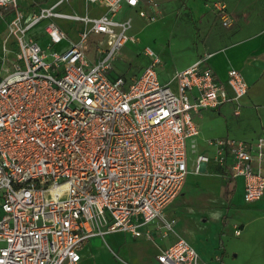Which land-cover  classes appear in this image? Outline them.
Returning <instances> with one entry per match:
<instances>
[{"label": "built area", "instance_id": "obj_1", "mask_svg": "<svg viewBox=\"0 0 264 264\" xmlns=\"http://www.w3.org/2000/svg\"><path fill=\"white\" fill-rule=\"evenodd\" d=\"M62 1H32L24 9L0 0L7 22L0 56V264H77L92 236L151 238L154 229L166 235L176 222L166 207L181 191L188 160L196 173L212 163L230 179L241 177L245 203L264 195V133L254 140L201 137L194 120L225 102L240 113L248 84L238 69L219 79L204 52L161 82L162 60L144 46L148 62L137 76L111 78L121 48L138 42L131 15L120 17V8L150 24L162 16L159 2L84 0L105 8L93 15L60 11ZM211 5L222 25L231 24L221 0ZM56 17L81 23L75 39ZM43 21L44 46L30 33ZM63 42L66 48L57 49ZM156 257L160 264H200L196 248L180 236Z\"/></svg>", "mask_w": 264, "mask_h": 264}, {"label": "crops", "instance_id": "obj_2", "mask_svg": "<svg viewBox=\"0 0 264 264\" xmlns=\"http://www.w3.org/2000/svg\"><path fill=\"white\" fill-rule=\"evenodd\" d=\"M18 1V0H17ZM34 1V0H31ZM54 0H46L44 3L49 5ZM160 4V9L162 15L164 16H171L174 20L175 24L177 22H183L187 24L188 30H181L182 36L178 37L179 29H175V33L173 31L172 37L181 39L183 44L185 43V47L188 49L187 57L183 60L180 65H177L176 68L173 70L170 69V73L165 77L161 76V70L165 69V57H162L160 53H157L156 50L152 49L160 56L162 60L161 66L158 68V78L161 82L168 81L174 71L176 69H183L189 64H191L196 58H198L202 53L207 52L210 53V57L207 60V63L212 68L216 76L223 80L227 76V71L229 68H236L238 69L244 76L247 84L248 90L245 96L241 99V106L240 113L234 114L233 107L234 104L232 102H225L219 105L216 109H203L199 112V114L194 116V120L197 122L199 129H200V136L201 137H223V136H230L237 139L243 140H254L259 134L264 133V115L260 113L263 118L259 121L257 130L253 129L251 131H241L239 133L232 134V130H236L237 127L241 126L238 124L239 122L245 121L247 115L250 114V111H253L252 105L259 107V96L256 97L254 94L250 93V82L248 81L243 68H252L260 70L259 76L255 79L254 82H261L264 81V0H224L226 1L227 9L232 14L233 19L231 22V26L222 31L221 29H217V23L222 24L220 19L216 16L213 11L205 4V2L210 0H183L185 2V7L182 8L179 14H176V7L180 3V0H157ZM32 3V2H31ZM30 3V4H31ZM39 1V4H41ZM96 7L101 8V13L104 12L105 8L99 5L92 4ZM140 5L144 7L147 11L148 8L144 4V2H140ZM60 6V5H59ZM58 6V7H59ZM57 7V8H58ZM62 11L61 9H58ZM164 10H167L164 14ZM100 14V13H99ZM96 15V14H95ZM118 15L120 17H125L127 15H131L133 21L132 30L137 34L139 30H141L147 24L144 22V19L139 17L135 10L129 8L125 4L122 5L120 8ZM156 22V21H155ZM154 23V22H153ZM176 27V25H175ZM31 35L39 40L42 37L45 41L44 43L39 42L44 46L46 44V37L42 34V31L39 33L37 31L32 32L30 31ZM77 35V32H76ZM185 35V36H184ZM69 39H72L68 36ZM137 43V42H136ZM68 42H63L60 45V49L66 48ZM15 48V46H14ZM186 49V50H187ZM11 52L14 49H10ZM91 52V51H90ZM121 53V52H120ZM118 54V56L120 55ZM237 55L238 57V66H234L232 62V56ZM145 55V54H144ZM1 56V55H0ZM146 56V55H145ZM10 58L12 57L9 56ZM147 57V56H146ZM117 58V57H116ZM115 58V59H116ZM148 62V57L146 60L145 65ZM144 65V66H145ZM143 66V67H144ZM139 69L136 73L131 75H127L126 72H117L115 67V60H114V68L109 72V77L114 78L117 75H123L126 78H133L137 76L140 71L143 69ZM256 77V76H255ZM259 93H257L258 95ZM261 110V108H259ZM242 115V121L233 120V117ZM221 127L223 133L217 135H211L212 133L202 132L203 128L207 129H215ZM202 134V135H201ZM231 134V135H229ZM234 135V136H233ZM199 147L202 148V141L198 138ZM189 163V162H188ZM214 164L210 163L207 164L205 167L202 168L201 171L206 170V167H213ZM193 171V163L190 161L188 164V172ZM224 172V178L228 181L230 185L229 193L224 200V207H227L228 201L230 198L233 197L236 190L241 187V191L243 194V179L241 177H237L234 179H230L226 177V171ZM218 181V178H217ZM184 186V184H183ZM181 188V191L178 195H182L185 193V190ZM216 189V192H215ZM219 186L212 189V193L210 196L211 201L213 204L217 205L219 201V194L218 191ZM241 194V196H242ZM177 197V196H176ZM263 199L257 209L250 214V217L253 215L264 216L262 212L264 210V195L261 197ZM243 200V199H242ZM243 203H245L243 201ZM234 204V203H233ZM232 204V205H233ZM169 205V204H168ZM224 212V211H223ZM169 217H174L176 219V223H178L179 218L175 216L173 212L170 211L169 206L166 207L165 212ZM225 213V214H224ZM221 217V224L223 225V218L226 219V210ZM247 215V216H246ZM242 217H236L235 220L240 221L238 224L239 227V234L234 233V228H232V222L229 221V225L236 236H240L245 231V226H248L249 223V213ZM189 218V217H184ZM252 220V219H251ZM198 222V220H197ZM175 226V225H174ZM152 227V225H149ZM225 229V226H223ZM222 227V228H223ZM222 232V229L219 230ZM160 234L157 230L152 231V237L147 238L145 236L135 237L129 233L125 232H112L106 234L104 237L101 236H92L88 238L81 246L79 253H80V260L78 263H85V264H160L157 260V254L160 251V248L164 245L168 244L169 242H173L176 238L172 236L169 240H164L163 237L157 236ZM180 237L186 239L189 243H193L192 239L186 238L183 234H176ZM129 237L122 248V254H119V248L122 246L123 239ZM156 236V237H155ZM221 236L219 235L218 241V252L208 253V251L204 249H196L199 253V262L200 264H224V257L230 254V249L227 248V245L224 244V241ZM140 238V240H138ZM154 238V239H152ZM158 240V242H156ZM220 240L221 244L220 245ZM154 242H156L154 244ZM170 244V243H169ZM193 245V244H192ZM142 247V253H138L137 247ZM194 246V245H193ZM195 247V246H194ZM261 254L262 259L264 261V244H261ZM117 252V256L121 258V261H117L115 259V255ZM228 253V254H226ZM216 255L220 256V259L217 260L215 258ZM234 255V254H233Z\"/></svg>", "mask_w": 264, "mask_h": 264}, {"label": "rangeland", "instance_id": "obj_3", "mask_svg": "<svg viewBox=\"0 0 264 264\" xmlns=\"http://www.w3.org/2000/svg\"><path fill=\"white\" fill-rule=\"evenodd\" d=\"M37 5H39V1L44 2L46 0H34ZM214 0H210L205 2V4L213 11L211 2ZM225 6L226 1L221 0ZM19 5L22 8H30L31 0H18ZM185 7V2L180 0V3L176 7V14H179L182 8ZM61 9L63 12L71 13L75 12L77 14H85L89 12L90 14H99L101 13V8L96 7L92 4L86 3L84 0H63L62 4L57 8ZM167 10H164V14ZM214 13V11H213ZM217 16V15H216ZM218 17V16H217ZM54 22L67 32V35L75 39L76 32L81 28V23L78 21H71L65 18H52ZM5 17L0 15V55H3L2 50V39L5 37L7 32V24ZM44 25V21L37 24L32 32L37 31L41 32L42 27ZM176 25V27H175ZM231 26L220 25L217 23V29H221L222 31L228 29ZM179 29L178 37L182 36L181 30H188L187 24L183 22H177L175 24L174 20L171 16H166V14L161 16L156 22H152L144 26L141 30L138 31V42L131 43L127 42L120 50V55L115 59V67L117 72H126L127 75H131L136 73L141 67H143L146 63L147 57L144 55L143 47L150 46L157 53H160L162 57H165V69L161 70V76L165 77L170 73V69H174L177 65H180L183 60L187 57L188 49L185 47V43L176 37H172V33L175 29ZM226 28V29H224ZM185 36V35H184ZM93 38V37H92ZM40 42L44 43V39L40 37ZM60 46H56L59 49ZM8 50L14 49V43L9 39L7 43ZM187 49V50H186ZM11 51V50H10ZM8 52V56L12 55V52ZM88 56L90 58L93 57L92 52H88ZM232 62L234 66H238V57L237 55L232 56ZM8 65V62L5 63ZM243 71L250 82V93L254 94V96H259V107L252 105V110L250 114L247 115L245 121H242V115L233 117V120L238 121L240 127H237L236 130H232V134L234 131L239 133L241 131H251L253 129L257 130L259 121L263 118L260 115L262 113L264 115V81L254 82L255 79L259 76L260 70L252 69V68H243ZM256 76V77H255ZM257 93H259L257 95ZM242 107V106H241ZM261 108V110H259ZM244 128V129H242ZM202 132L212 133L211 135H217L223 133L222 128L218 127L215 129H207L203 128ZM202 135V134H201ZM231 135V134H229ZM234 136V135H233ZM189 159L192 158L191 154L188 151ZM190 163V160H188ZM188 163V164H189ZM218 178V181H217ZM219 186V201L217 205L213 204L210 199L212 189ZM230 185L228 181L224 178V172L219 167L214 165L213 167H206V170L200 172H187L184 179L183 189L185 193L182 195H178L175 197L170 203L169 208L170 211L175 214L179 218L178 223L175 224L173 230L165 234H156L159 237H163L164 240H169L172 236L176 234H183L186 238L192 239L193 245L196 249H206L208 253L218 252L219 245V235L221 236L224 244L227 245V248L230 249V254L224 257V264H264L261 254V244H264V216L253 215L250 217V214L257 209V206L263 199H259L257 201H253L250 203H243V198L241 196L242 191L241 187H239L233 197L228 201L227 207H224V200L226 199ZM216 192V189H215ZM261 200V201H260ZM234 203V204H233ZM233 204V205H232ZM226 210V219H223V225L221 224V217ZM224 211V212H223ZM264 213V210L262 211ZM249 213V225L245 226V231L242 235L236 236L230 225L229 221H233L236 217H242ZM225 214V213H224ZM247 216V215H246ZM184 217H189L184 218ZM252 219V220H251ZM198 220V222H197ZM240 221H233L232 228H234V224L236 226H240L238 224ZM225 226V229L224 227ZM223 227V228H222ZM222 229V232L219 230ZM156 237V236H155ZM129 237L126 236L123 239L122 246L119 248V254H122V248ZM154 239V238H152ZM140 240V238H138ZM158 242V240H156ZM154 242V244L156 243ZM171 243V242H169ZM166 244L160 248L169 245ZM142 247H137L138 253H142ZM203 251V250H202ZM115 259L117 261H121L122 259L117 256V252H115ZM228 254V253H226ZM234 254V255H233ZM77 264H85V263H77Z\"/></svg>", "mask_w": 264, "mask_h": 264}, {"label": "trees", "instance_id": "obj_4", "mask_svg": "<svg viewBox=\"0 0 264 264\" xmlns=\"http://www.w3.org/2000/svg\"><path fill=\"white\" fill-rule=\"evenodd\" d=\"M224 218H225V217H224ZM224 218H223V219H224ZM221 243H222V242H221V240H220V245H222Z\"/></svg>", "mask_w": 264, "mask_h": 264}]
</instances>
